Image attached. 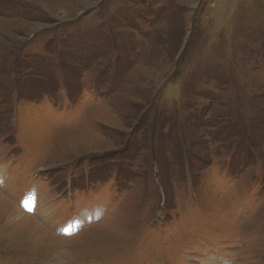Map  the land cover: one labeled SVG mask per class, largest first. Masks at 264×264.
<instances>
[{
	"label": "rangeland",
	"instance_id": "obj_1",
	"mask_svg": "<svg viewBox=\"0 0 264 264\" xmlns=\"http://www.w3.org/2000/svg\"><path fill=\"white\" fill-rule=\"evenodd\" d=\"M0 197V264H264V0H0Z\"/></svg>",
	"mask_w": 264,
	"mask_h": 264
},
{
	"label": "bare ground",
	"instance_id": "obj_2",
	"mask_svg": "<svg viewBox=\"0 0 264 264\" xmlns=\"http://www.w3.org/2000/svg\"><path fill=\"white\" fill-rule=\"evenodd\" d=\"M0 201H2V203L5 204L6 207L9 206V204L5 201V199H3V198L0 197ZM0 203H1V202H0ZM0 205H1V204H0ZM2 206H4V205H2ZM1 208H2V207H1ZM12 208H13V207H12ZM12 208H11V210H12ZM5 209H6V208H5ZM3 211H4V210H3ZM9 211H10V210H9ZM4 212H6V211H4ZM0 213H1V212H0ZM11 214H12V211H11ZM18 214H19V213H18ZM1 216H2V215H1ZM3 216H4V215H3ZM11 216H12V215H11ZM19 216H20V215H19ZM22 216H23V215H22ZM12 217H13V219H14V222H12V223H19V224H20L21 222H24L23 225L26 223V221L30 223V220H31V219L26 220L27 217H26V218H21V219H17V220H15L16 218H19V217L17 216V213H14V215H13ZM14 217H15V218H14ZM9 219H10V218H9ZM5 220H6V219H5ZM23 220H24V221H23ZM31 221H32V220H31ZM29 223H27V224H29ZM10 224H11V223H10ZM19 224H18V225H19ZM13 225H14V224H13ZM15 225H16V224H15ZM21 225H22V224H21ZM30 225H31V227H32V223H30ZM30 225H29V227H30ZM26 226H27V225H26ZM35 226H36V225H35ZM14 227H15V226H14ZM17 227H18V226H17ZM29 227H28V228H29ZM28 228H27V229H28ZM34 228H35V227H34ZM25 229H26V227H25ZM27 229H26V230H27ZM29 229H32V228H29ZM32 230H33V229H32ZM27 231H28V230H27ZM43 232H44V231H43ZM34 233H35V232H34ZM36 233H37V232H36ZM45 235H46V234H45ZM51 238H52V236H51ZM48 239H50V238H48ZM56 240H57V239H56ZM58 241H59V240H58Z\"/></svg>",
	"mask_w": 264,
	"mask_h": 264
}]
</instances>
